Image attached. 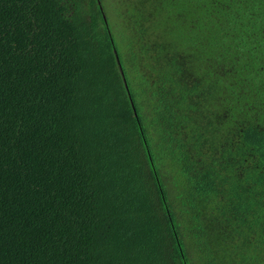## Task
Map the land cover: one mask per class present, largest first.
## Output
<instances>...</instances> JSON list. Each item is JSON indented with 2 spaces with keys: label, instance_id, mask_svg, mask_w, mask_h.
<instances>
[{
  "label": "trees",
  "instance_id": "1",
  "mask_svg": "<svg viewBox=\"0 0 264 264\" xmlns=\"http://www.w3.org/2000/svg\"><path fill=\"white\" fill-rule=\"evenodd\" d=\"M110 1L0 0V264H264V0Z\"/></svg>",
  "mask_w": 264,
  "mask_h": 264
},
{
  "label": "rangeland",
  "instance_id": "2",
  "mask_svg": "<svg viewBox=\"0 0 264 264\" xmlns=\"http://www.w3.org/2000/svg\"><path fill=\"white\" fill-rule=\"evenodd\" d=\"M99 6H100V10H101L102 14L104 15L105 12H104V8L102 7V4L100 3ZM106 6H107L108 9H109V7H111V1L110 0H106ZM108 12L111 13L110 11H108ZM109 16L111 17V14H109ZM119 65H120L119 66L120 71L123 72V67H122L121 63H119Z\"/></svg>",
  "mask_w": 264,
  "mask_h": 264
}]
</instances>
